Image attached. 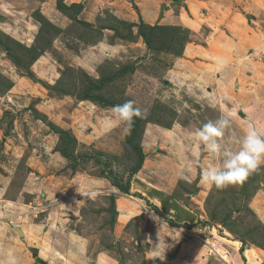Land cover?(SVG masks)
<instances>
[{"label":"rangeland","instance_id":"obj_1","mask_svg":"<svg viewBox=\"0 0 264 264\" xmlns=\"http://www.w3.org/2000/svg\"><path fill=\"white\" fill-rule=\"evenodd\" d=\"M188 1L0 0V264H264V164L217 189L200 173L219 160L191 156L220 105L224 147L264 135V0ZM141 25L163 27L151 46ZM217 49L252 70L225 82ZM129 100L144 113L130 130L110 113Z\"/></svg>","mask_w":264,"mask_h":264},{"label":"clouds","instance_id":"obj_2","mask_svg":"<svg viewBox=\"0 0 264 264\" xmlns=\"http://www.w3.org/2000/svg\"><path fill=\"white\" fill-rule=\"evenodd\" d=\"M220 116L215 120H209L197 128L192 134L195 141L199 142L191 150V156L199 161L201 151H204L219 163H207L202 167L200 173L201 182L223 189L229 185L243 182L261 164H264V135L255 128H249L235 141L238 147L226 148L221 143V138L226 130L232 125L235 113L223 105L219 108ZM112 118L124 123L130 130L135 118H143L144 113L140 108L134 106V101H126L110 108ZM82 196L94 199L97 192H80ZM10 264L14 262L10 261Z\"/></svg>","mask_w":264,"mask_h":264},{"label":"crops","instance_id":"obj_3","mask_svg":"<svg viewBox=\"0 0 264 264\" xmlns=\"http://www.w3.org/2000/svg\"><path fill=\"white\" fill-rule=\"evenodd\" d=\"M190 1V0H189ZM188 1V2H189ZM207 1V2H206ZM206 1H204V0H202V3H204L205 2V4H208V5H212V8L213 9H215L217 6H219V4H220V1L222 2V3H224L225 2V0H206ZM146 2H149V1H146ZM150 3L152 4V1H150ZM191 5H193V6H196V8L197 7H199L200 5H197V4H194V3H192ZM189 9H190V11H192L193 12V9L191 8V7H189ZM192 9V10H191ZM188 12V11H187ZM187 12H183L182 11V9H181V11H180V14H181V17H185V13H186V15H187ZM199 13V11H196V13L194 14L195 16L197 15ZM188 16V15H187ZM186 18V17H185ZM191 19V18H190ZM192 20V22L193 23H195V24H198L199 22H194V20L193 19H191ZM238 27V26H237ZM221 31H223V30H221ZM232 34H234V32H232ZM221 35V37L223 38V42H236V40L234 39V37H229V35L227 34V32L224 30L223 31V33H219L218 35H216L214 38H218L219 36ZM209 37H210V35L208 36V40H209ZM226 37V38H225ZM220 38V37H219ZM227 42V43H228ZM219 55H216V59H215V61H216V67H217V69H216V71L217 72H223V70L227 73V75L225 76L226 78H225V82H227V83H230L229 81V79L228 78H230V77H233V78H236L237 79V77L240 79L242 76H244V75H246V74H243V72H245V71H243V70H246V72H248V70H252V69H250L249 68V63H247V62H243L242 61V63L239 65L238 63H237V65H236V67H235V65H234V61H238L239 59H241V58H243L242 56H239L238 57V55L236 56L235 54L234 55H232L231 57H232V59L231 58H225L224 57V54H226V53H224L223 51H221V53H219V49H217V51H216ZM230 60V62L228 63V64H231V66H227V63H225V62H227V61H229ZM231 67H233L232 68V70L230 69ZM252 67V66H251ZM240 71V72H239ZM216 72V73H217ZM238 72V73H237ZM216 76V75H215ZM247 76V75H246ZM224 76H222V78H223ZM246 78H248V77H246ZM216 79H217V77H216ZM219 79H221V78H219ZM232 79V78H231ZM211 80H214V77H212L211 78ZM228 80V81H227ZM232 81V80H231ZM248 81V80H247ZM223 82V81H222ZM242 82L243 81H238V82H235V87L238 89V91H240L242 88H244L245 89V86L242 84ZM217 83H219L218 81H217ZM232 84H234L233 82H231ZM245 101H247L246 99H244ZM244 100H243V97H242V102H244ZM248 102V101H247ZM246 103V102H245ZM249 106H252L253 104L252 103H247ZM252 108H254V107H252ZM249 117V116H248ZM11 181V177H10V175L9 176H6L5 174H3V173H0V184H4V185H6L7 183H9ZM128 211L130 212L129 214L131 215V214H133V211H131V210H129L128 209ZM257 253V250L255 251V254ZM254 254V255H255ZM255 257H253L252 259H254ZM101 264H105V263H103V262H101ZM235 264H238V262H236L235 261Z\"/></svg>","mask_w":264,"mask_h":264},{"label":"trees","instance_id":"obj_4","mask_svg":"<svg viewBox=\"0 0 264 264\" xmlns=\"http://www.w3.org/2000/svg\"><path fill=\"white\" fill-rule=\"evenodd\" d=\"M58 2H59V6L61 8L65 9V10H73L75 13H78L83 7V5L81 3H74L72 6L69 7V6H67V4H65L64 0H58ZM140 28H141L142 35L144 36L145 41L149 46H151L153 43L154 33L158 30L163 29V27L159 26V25L145 26V27L141 25ZM65 143H66V146L70 143H74V139L69 133H66ZM62 154L64 156L71 157V154L67 150V147H65L62 150ZM116 183H117L118 187L123 192H125V193L129 192V185L128 184H126L124 182H120V181H116ZM154 208L156 211L160 210L156 204L154 205Z\"/></svg>","mask_w":264,"mask_h":264},{"label":"bare ground","instance_id":"obj_5","mask_svg":"<svg viewBox=\"0 0 264 264\" xmlns=\"http://www.w3.org/2000/svg\"><path fill=\"white\" fill-rule=\"evenodd\" d=\"M139 180L135 179V183L134 184V187L136 189L138 188H143L139 183H138ZM139 186V187H138ZM91 191H95V192H99L98 189H89V190H84L83 192H91ZM146 192H149V193H154L155 192V189L154 187H151V186H148L147 185V190ZM172 214L176 217V219L179 221V220H186L189 218V214L187 212H185L180 206H178L177 204H173L172 205Z\"/></svg>","mask_w":264,"mask_h":264},{"label":"water","instance_id":"obj_6","mask_svg":"<svg viewBox=\"0 0 264 264\" xmlns=\"http://www.w3.org/2000/svg\"><path fill=\"white\" fill-rule=\"evenodd\" d=\"M130 186H131V184H130ZM187 211L192 217L196 218V215L194 213L190 212L189 210H187ZM19 232H20V234H22L21 230H19ZM35 255H37V254H35ZM43 264H46V263L44 262Z\"/></svg>","mask_w":264,"mask_h":264}]
</instances>
